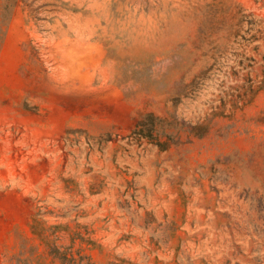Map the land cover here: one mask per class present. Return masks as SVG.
I'll use <instances>...</instances> for the list:
<instances>
[{
    "label": "rangeland",
    "instance_id": "obj_1",
    "mask_svg": "<svg viewBox=\"0 0 264 264\" xmlns=\"http://www.w3.org/2000/svg\"><path fill=\"white\" fill-rule=\"evenodd\" d=\"M55 247L264 264V0H0V264Z\"/></svg>",
    "mask_w": 264,
    "mask_h": 264
},
{
    "label": "trees",
    "instance_id": "obj_2",
    "mask_svg": "<svg viewBox=\"0 0 264 264\" xmlns=\"http://www.w3.org/2000/svg\"><path fill=\"white\" fill-rule=\"evenodd\" d=\"M157 119L158 118H156L154 114L151 113L147 115V119L140 121L138 128L133 132V141L140 142L143 139L157 140V138L154 136L158 126L156 122ZM169 143L170 142H162L158 145L162 149H167L169 147ZM51 254L61 264H84V260L86 259V257L82 256L75 258L71 250L66 249L65 251H61L57 247L52 249Z\"/></svg>",
    "mask_w": 264,
    "mask_h": 264
}]
</instances>
